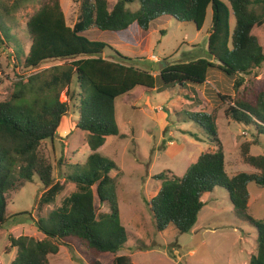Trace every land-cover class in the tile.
I'll list each match as a JSON object with an SVG mask.
<instances>
[{"label":"trees","instance_id":"trees-1","mask_svg":"<svg viewBox=\"0 0 264 264\" xmlns=\"http://www.w3.org/2000/svg\"><path fill=\"white\" fill-rule=\"evenodd\" d=\"M76 1L80 3V14L74 25H70L61 0H13L12 3L0 0V33L4 32L7 48L25 69L38 68L49 60L65 61L62 65L20 75L10 96L0 101V228L16 216L26 214L9 216L8 196L33 182L36 176L46 188L39 198V209L55 203L66 183L77 186L59 207L36 220L37 229L45 235L43 239L10 236L11 246L17 249L11 264H51L49 255L57 254L67 238L80 241L95 258L91 264H103L99 257L104 253L115 255L112 264H134L131 256L118 254L132 238L123 224L119 205L123 170L99 152L107 137L126 136L120 134L116 101L138 87L163 91L178 84L186 91L194 85H204L213 68L235 79L237 95L230 99L233 105L226 109V117L252 128L251 140L242 145L241 154L255 172L229 177L217 115L194 112L190 118L203 127L217 148L202 153L182 177L169 171L155 175L162 186L149 205L158 232L174 225L178 232L188 233L207 204L205 195L224 189L233 206L232 214L238 219L235 224L241 228L247 223L257 231L256 251L251 254L249 264H264V218L257 219L249 213V184L254 182L264 188V154L251 153L253 146L264 143V89L257 93L254 102L241 91L246 76L264 65V47L253 34L255 28L264 24V0H117L112 8L109 0ZM135 1L140 3L138 10L127 6ZM26 5L39 6L27 21L28 49L13 34L15 13ZM209 8L212 9L210 58L171 64L165 59L159 75L126 64L124 60L128 58L117 50L118 59L106 57L104 53L110 45L91 36L95 28L122 32L133 23L149 31L153 22L165 16L194 22L201 30ZM231 15L236 22L233 30ZM75 77L78 91L72 89ZM159 77L163 84L158 88ZM223 99L226 101L227 97ZM72 101L79 115L76 126L86 132L91 154L83 164H74L75 172L65 173L62 183L56 179L55 165L42 151V145L55 140L63 119L70 113ZM113 171H117L116 175ZM96 196L108 211L98 212ZM213 226L209 224L207 228Z\"/></svg>","mask_w":264,"mask_h":264},{"label":"rangeland","instance_id":"rangeland-1","mask_svg":"<svg viewBox=\"0 0 264 264\" xmlns=\"http://www.w3.org/2000/svg\"><path fill=\"white\" fill-rule=\"evenodd\" d=\"M116 1L109 0L111 8ZM7 2L12 3L13 0ZM61 4L68 24L74 25L80 14V3L76 0H61ZM127 6L138 10L140 3L135 1ZM38 9V5H26L15 13L13 34H17L26 43V49L30 41L26 30L27 21ZM211 20L212 9L209 8L201 30H198L194 22L165 16L153 22L149 31L133 23L129 30L122 32L113 33L95 28L91 36L110 45L104 53L106 57L118 59L115 53L117 50L128 58L124 60L126 64L159 75V66L165 59L171 64L210 58L208 42ZM230 24L233 30L236 25L233 15ZM162 31L165 33L162 34ZM253 34L264 47V24L255 28ZM0 38L3 39L0 41V101L10 96L14 82L20 75H29L65 63L64 60H49L38 68L25 69L15 59L12 50L7 48L4 32L0 33ZM213 61L216 62V59ZM162 84L159 77L157 87ZM234 84V78L213 68L204 85H194L186 91L178 84L163 91L138 87L130 95L117 99V122L120 134L126 136L107 137L99 152L123 170L119 205L123 224L132 238L126 248L118 251L119 255L131 256L134 264H249L251 254L256 251L257 231L247 223L242 224L241 228L235 224L238 219L232 214L233 206L224 189L218 188L215 193L205 195L207 204L200 212L195 225L197 228L188 233L178 232L174 225L158 232L149 205L162 186L155 175L169 171L182 177L202 153L217 148L215 143L209 141L203 127L190 118L194 112L217 115L218 134L224 144L229 177L240 172H255L252 166L245 163L241 154L242 145L251 140L252 128L226 117V109L233 105L230 99L237 95ZM72 89L79 90L76 77ZM263 89L264 65L252 75L246 76L241 91L248 100L254 102L257 93ZM223 97H227L226 101ZM62 98L66 99L64 95ZM76 110L75 101H72L70 113L63 119L55 140H47L42 145V151L55 165L56 179L62 183L65 180L64 174L74 173V164H83L91 154L86 132L76 126L79 119ZM251 153L264 154V143L253 146ZM116 173L112 172L113 175ZM45 190L36 176L33 182L8 196V215L26 214L16 216L0 228V264H11L16 258L17 249L11 246L10 236L45 237L37 229L36 220L46 217L51 210L59 207L67 196L77 190V186L72 182L66 183L55 203L39 209V198ZM249 190V213L262 219L264 188L252 182ZM95 202L99 213L108 211L105 205L100 204L97 196ZM207 223L214 225L212 228L215 229H206L204 224ZM114 257L112 253H104L99 260L103 264H112ZM49 260L51 264H91L95 258L79 240L67 238L57 254L49 255Z\"/></svg>","mask_w":264,"mask_h":264},{"label":"crops","instance_id":"crops-1","mask_svg":"<svg viewBox=\"0 0 264 264\" xmlns=\"http://www.w3.org/2000/svg\"><path fill=\"white\" fill-rule=\"evenodd\" d=\"M156 65V64H155ZM155 68V67H154ZM226 166H227V162H226ZM209 225V223H207V224H204V226H205V228L206 229H215V228H207V226ZM197 227L195 226L193 229H196ZM218 229V228H217ZM216 229V230H217Z\"/></svg>","mask_w":264,"mask_h":264},{"label":"water","instance_id":"water-1","mask_svg":"<svg viewBox=\"0 0 264 264\" xmlns=\"http://www.w3.org/2000/svg\"><path fill=\"white\" fill-rule=\"evenodd\" d=\"M165 67V63H161V65L159 66V69H163Z\"/></svg>","mask_w":264,"mask_h":264}]
</instances>
